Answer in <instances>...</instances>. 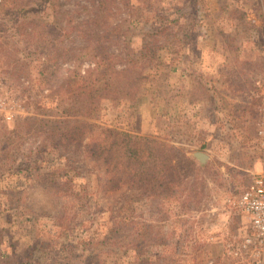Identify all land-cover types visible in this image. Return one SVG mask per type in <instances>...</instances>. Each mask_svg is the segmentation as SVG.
Wrapping results in <instances>:
<instances>
[{"label": "rangeland", "instance_id": "rangeland-1", "mask_svg": "<svg viewBox=\"0 0 264 264\" xmlns=\"http://www.w3.org/2000/svg\"><path fill=\"white\" fill-rule=\"evenodd\" d=\"M262 122L264 0H0V264H254Z\"/></svg>", "mask_w": 264, "mask_h": 264}, {"label": "built area", "instance_id": "built-area-1", "mask_svg": "<svg viewBox=\"0 0 264 264\" xmlns=\"http://www.w3.org/2000/svg\"><path fill=\"white\" fill-rule=\"evenodd\" d=\"M259 135L264 137V122L261 123ZM237 209L249 218L250 235H245L234 247L229 243V253L242 259L248 255L254 264H264V151L262 172L255 175L251 183L236 202Z\"/></svg>", "mask_w": 264, "mask_h": 264}, {"label": "trees", "instance_id": "trees-1", "mask_svg": "<svg viewBox=\"0 0 264 264\" xmlns=\"http://www.w3.org/2000/svg\"><path fill=\"white\" fill-rule=\"evenodd\" d=\"M123 138V139H121ZM146 140V144L148 139L146 137H140L135 136L133 134L129 133H117L115 135V141L109 148L111 151V156L115 157L116 155L121 154V156H118V159L115 162V168H118L120 172L123 171V175L126 176L127 181L131 186V188L134 189H143L147 190L153 180H156V178L152 175H150V172L153 170V168H145L146 165L148 166L151 162V157L154 156L156 158V161H159L161 164L165 163L166 160L163 159L160 152L155 155H148L147 157L140 156L141 148L137 146V144H133L132 142L135 141H142ZM93 152H96V154L99 152V147L94 146L91 148ZM145 151V149H144ZM158 169L160 166H156ZM162 168H160L161 170ZM175 168L168 169L167 172L168 175H164L162 173H159V182L163 181L162 183L158 184V188H164L166 189L167 186H170L174 181H171L173 179L172 177H175L174 171ZM156 176V175H155ZM165 181L171 182V184L164 185ZM155 186V185H154Z\"/></svg>", "mask_w": 264, "mask_h": 264}, {"label": "water", "instance_id": "water-1", "mask_svg": "<svg viewBox=\"0 0 264 264\" xmlns=\"http://www.w3.org/2000/svg\"><path fill=\"white\" fill-rule=\"evenodd\" d=\"M196 158L200 160V162L204 163L206 160H208V156L205 153L198 152L195 154Z\"/></svg>", "mask_w": 264, "mask_h": 264}, {"label": "crops", "instance_id": "crops-1", "mask_svg": "<svg viewBox=\"0 0 264 264\" xmlns=\"http://www.w3.org/2000/svg\"><path fill=\"white\" fill-rule=\"evenodd\" d=\"M240 262H242V260H240ZM228 264V263H227ZM240 264H242V263H240Z\"/></svg>", "mask_w": 264, "mask_h": 264}]
</instances>
